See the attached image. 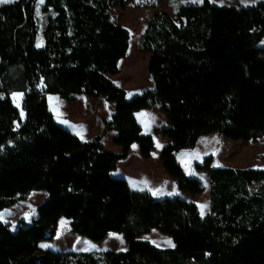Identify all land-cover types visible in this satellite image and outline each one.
Listing matches in <instances>:
<instances>
[{
  "label": "trees",
  "instance_id": "trees-1",
  "mask_svg": "<svg viewBox=\"0 0 264 264\" xmlns=\"http://www.w3.org/2000/svg\"><path fill=\"white\" fill-rule=\"evenodd\" d=\"M38 1L0 3V210L33 190L47 192L30 223L13 231L0 220V264H264V167L214 166L213 154L196 162L209 175L204 215L193 200L156 197L112 173L133 142L150 157L154 137L142 132L135 115L143 108L167 114V124L156 128L169 138L160 160L177 187L192 194L204 185L185 174L178 161L183 148L213 132L234 141L264 137V5L179 1L182 26L155 11L142 33L155 84L128 97L110 77L120 72L134 38L111 13L125 0H44L41 47ZM15 90L24 91L23 116L11 96ZM47 93L68 101L81 93L104 95L117 107L101 132L83 140L58 123ZM107 129L116 130L121 151L105 148ZM227 143L233 149L220 150L223 157L246 153L243 144ZM62 217L94 241L117 231L128 247L41 248ZM153 229L171 236L174 246L141 237Z\"/></svg>",
  "mask_w": 264,
  "mask_h": 264
},
{
  "label": "rangeland",
  "instance_id": "rangeland-1",
  "mask_svg": "<svg viewBox=\"0 0 264 264\" xmlns=\"http://www.w3.org/2000/svg\"><path fill=\"white\" fill-rule=\"evenodd\" d=\"M197 2V0H125L124 7H112L111 13L112 17L115 21L123 24L126 26L131 35H134V38L131 40L130 38V46L128 49L127 56L122 58L123 60L121 62L120 66V72L115 75V80L118 81V83H123L127 85L128 87H140L148 84L149 82V74H148V63H149V56L150 52L145 51L142 47V33L143 30L147 24V20L154 14L155 11L158 10H164L168 12L173 19L176 21V23L179 26H182L184 24V21L179 18L178 16V2ZM218 4H246L249 3L247 1L249 0H211ZM44 5V2L41 4L38 1L37 5V12H39V15H37L38 25H39V32H38V38L36 45L38 42L42 39L43 44L45 42L44 34H43V26H44V19H45V13L42 10V7ZM43 46V45H42ZM133 56V58L131 57ZM137 59L134 60V58ZM133 59L132 64L130 63ZM137 61V62H136ZM151 79V78H150ZM44 83L43 81L40 82V87H43ZM126 89V88H125ZM15 94H22V96L17 97ZM49 104L50 102L54 103V95L53 93H49ZM52 95V96H51ZM14 104L19 108L20 112L24 113V109L22 106L23 103V97H24V91L22 90H15L13 91V94L11 95ZM82 96H88L86 94H78L76 100H80ZM62 98V97H61ZM92 98V97H91ZM64 99V98H63ZM17 100L19 101V106L17 105ZM66 100V99H64ZM75 100V101H76ZM68 103H72L74 101H68ZM161 122V121H160ZM163 124V125H162ZM167 124V123H166ZM165 124V125H166ZM161 126H164V123H161L160 126L156 128H160ZM103 129V128H102ZM101 129V130H102ZM101 132V131H100ZM144 133V132H143ZM214 137L215 140L212 141V150L208 147V140L209 138ZM226 138V147L225 152H230L233 148L229 146L230 142L232 144H240V141H234L231 140L223 135H219L215 132L208 133L206 135H203L196 144L195 147L191 148H183L178 153V161L182 165L184 172L188 176L198 177L201 179L204 190L201 193L197 194H191L192 200L195 201L198 205L199 211H201V206L206 205L207 207L204 210L205 213L209 210V175L208 172L199 170L195 167L196 162H203V159L205 156L209 154L215 153L217 148H220L221 145L219 143V138ZM167 139L166 135H163L161 131H157L154 135V149L155 153L153 155V158H156V152H158L161 144L163 141ZM248 141V140H245ZM250 144L256 145L255 150H250L240 157H226L228 159L227 163L230 166L234 167H264V139L256 141L255 144L253 141H248ZM160 145V146H158ZM214 155V154H213ZM144 156L142 155L141 151L138 149H134L132 153L131 160L121 159V168H125L127 170H130L132 173L137 172L135 168H133L134 165H137L138 157ZM218 155H216V158L214 156L213 165L217 166ZM240 162H245L244 165H237ZM119 163V166H120ZM160 168L162 171L166 174L168 180L163 185V189L168 193H174L177 189V179L174 177H171L167 174L165 169L163 168L162 162L158 161ZM147 181L145 177H143V182ZM142 183V182H141ZM143 188V187H142ZM35 191V192H33ZM33 196L35 199L31 200L30 195L28 199L26 200H20L16 202L14 205L9 206L7 208H4L1 211V214L4 217V222H9L10 227L13 231L17 229L18 226L22 225L23 222L30 223L36 216H37V205L39 204L38 201L41 198H44V193H46V190H33ZM204 213V214H205ZM3 221V220H2ZM62 222H67L66 224ZM144 239H149L152 243L157 245L158 247H171L167 241H171L172 245H174L173 239L171 236L162 233L158 229H153L148 233H145L141 236ZM40 247L45 250H87V251H100V250H107V249H114V250H120V249H126L128 247V242L124 238V236L117 232V231H110L104 239L100 241H94L84 235H81L77 232H74L71 230L70 226V220L66 217H62L59 221L57 232L53 239H44L41 241ZM114 245V247H113ZM61 247V248H60Z\"/></svg>",
  "mask_w": 264,
  "mask_h": 264
},
{
  "label": "crops",
  "instance_id": "crops-1",
  "mask_svg": "<svg viewBox=\"0 0 264 264\" xmlns=\"http://www.w3.org/2000/svg\"><path fill=\"white\" fill-rule=\"evenodd\" d=\"M247 2L249 3H246V4L264 5V0H249ZM259 44L264 46V37L262 38ZM150 56H149V60H150ZM131 57L133 58V56ZM137 58L138 56L134 58V60ZM122 61L123 60H120V63H119L120 66H121ZM132 62H133V59L130 63L132 64ZM110 77L118 85H121L126 88L128 97H131L137 93H141L148 88H152L155 84V81L149 78L148 84L144 86L128 87L127 85L123 83H118V81L115 80V75L110 74ZM12 94L13 92L11 93V95ZM48 94L49 93H47V98H49ZM54 96H55L53 100L54 103L52 104L50 102L49 107L52 110L55 119L62 126L76 133L80 138L83 137L81 138L83 140L91 139L96 134H98L103 128L104 122L112 116V114L115 112L116 107H117V103L114 100H109L104 95H100V96L92 97V98L87 97V96H82L80 100L78 99L72 103H68L66 100L61 98L58 94H55ZM76 103L78 104L77 106H76ZM72 105H75V106H72ZM135 115H136L138 122L142 126V132L151 133L153 137L157 132L156 127L160 126L161 123H164V125L167 123V114L158 108H143V109H140L139 111H136ZM116 135H117V132L115 129H107L102 140H103V143L106 149L114 151V152H119L121 151L122 148L120 145H118L115 142ZM263 139L264 137L260 140H263ZM168 140L169 138L167 137V139L163 141L158 152H156L155 154L156 158H153V155L155 153L154 147L151 150V154L149 158L144 157L145 159H143L140 156L137 158L138 163L137 165L133 166V168H135L137 172L132 173L130 170L121 168V163L119 161L120 166L118 163V168L114 170L112 173L116 176L126 178L132 188L148 189L156 197L179 195L180 197L184 199L192 200V197L190 196L192 193L190 192L177 189L174 193H170L168 195V193L163 189V185L166 182V180H168V178L166 174L160 168L158 161L160 159L162 148L168 142ZM213 140H215L214 137H211L208 140V147L211 150L213 148L212 147ZM218 140H219L221 147L217 148L215 153H213L215 158H216V155H218L217 166H230L228 164H224V163H227L228 159L223 157L222 154H220V150L225 152L226 138L223 137V138H219ZM248 141L242 140L240 141V143L243 144L247 148V152H249L250 150L251 151L255 150L256 145H253L252 143L250 144V142ZM254 143L256 144L257 142H254ZM134 149L140 150L139 142L132 143L129 154L126 157V160H129V159L131 160ZM143 177H145L147 181L143 182ZM133 182L135 183V187H133ZM177 182H178V179H177ZM43 193H44L43 197L45 198L47 196V192L46 193L43 192ZM44 198H42V200ZM38 201L41 202V198ZM205 211L207 210H204V213ZM3 221L5 220L3 219ZM56 232H57V228H56ZM41 243L42 242L40 241L39 244Z\"/></svg>",
  "mask_w": 264,
  "mask_h": 264
},
{
  "label": "snow or ice",
  "instance_id": "snow-or-ice-1",
  "mask_svg": "<svg viewBox=\"0 0 264 264\" xmlns=\"http://www.w3.org/2000/svg\"><path fill=\"white\" fill-rule=\"evenodd\" d=\"M10 2H13V0H0V3H10ZM39 2L42 4L43 2H44V0H39ZM197 2H201V0H197ZM37 15H39V12H37ZM43 45V40L41 39L39 42H38V44H37V47H41ZM17 97H19V96H22V94H15ZM17 105L19 106V101L17 100ZM24 115V113L23 112H21V116H23ZM81 138H83V137H81ZM158 146H160V145H158ZM133 187H135V183L133 182ZM154 194H156V193H154ZM207 206L206 205H202L201 206V215H203L204 214V209L206 208ZM4 219V217L2 216V215H0V220H3ZM62 223H64V224H66L67 222H62ZM167 243L170 245V246H173L172 245V242L169 240V241H167Z\"/></svg>",
  "mask_w": 264,
  "mask_h": 264
}]
</instances>
